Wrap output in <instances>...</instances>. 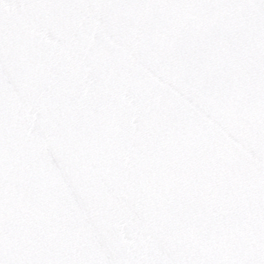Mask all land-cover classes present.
Masks as SVG:
<instances>
[{"label":"snow or ice","instance_id":"1","mask_svg":"<svg viewBox=\"0 0 264 264\" xmlns=\"http://www.w3.org/2000/svg\"><path fill=\"white\" fill-rule=\"evenodd\" d=\"M0 264H264V0H0Z\"/></svg>","mask_w":264,"mask_h":264}]
</instances>
